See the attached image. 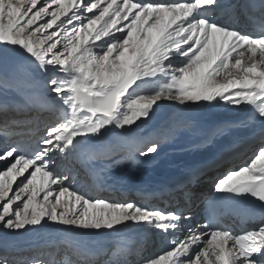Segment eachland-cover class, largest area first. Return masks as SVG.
I'll list each match as a JSON object with an SVG mask.
<instances>
[{
	"label": "snow or ice",
	"instance_id": "snow-or-ice-1",
	"mask_svg": "<svg viewBox=\"0 0 264 264\" xmlns=\"http://www.w3.org/2000/svg\"><path fill=\"white\" fill-rule=\"evenodd\" d=\"M238 7L231 0H0V57L32 67L40 102L54 117L30 145L0 146V227L52 225L71 245L75 233L132 225L161 238L142 264H264V218L236 234L212 219L194 223L190 210L94 198L56 164L96 155L110 132L119 151L108 147L104 155L148 159L160 140L130 133L162 102L182 109L224 104L245 110V144L253 147L243 164L215 179L217 198L250 197L264 209V0L244 6L259 13V32L237 25ZM20 123L5 120L0 131L9 138ZM225 156L221 150L205 166ZM0 264L25 262L5 253ZM31 264L56 262L33 257Z\"/></svg>",
	"mask_w": 264,
	"mask_h": 264
},
{
	"label": "bare ground",
	"instance_id": "bare-ground-1",
	"mask_svg": "<svg viewBox=\"0 0 264 264\" xmlns=\"http://www.w3.org/2000/svg\"><path fill=\"white\" fill-rule=\"evenodd\" d=\"M231 2L239 6L236 11V14L241 19L242 23H239L237 25L244 31L259 32L261 23L259 13H255L254 16L245 15L240 11V3L238 2V0H231ZM1 59L3 60V64L0 66V98L10 100L11 94H5V92L10 91L12 93H15L19 97L25 98L26 100L31 98L38 101H35V105L32 106L30 110L25 111H6L0 108V127L3 126L5 120H8L9 122H11L12 120L23 122L17 126H13L10 128V133H15V135L12 134L9 139H14V142H18L20 139L16 138H19L20 136L17 135V132L21 131V133L25 134H22L23 136L21 137L19 143L27 146L31 143L28 142L27 139H25L24 135L33 136L35 140V138L41 134L40 128H42V126H44L54 117L53 114L48 110V108L46 109L42 107L44 105L41 104L39 99V97L43 95L42 89L40 88V77L33 71L32 67L26 62L16 57H8L7 59L0 57V60ZM28 78L34 79L35 84L29 83L27 80ZM15 88H18L19 90H16ZM173 108H178L179 110H181L184 113H182L183 118L186 120L184 122L188 123L194 120L197 121L199 118H202L207 115L205 107H193L190 109H182L176 106L175 104L166 101L162 102L160 104V107L156 108L155 110H163L165 111V116H168V111L172 110ZM40 111L43 116L39 115ZM176 111L180 112L178 110ZM33 116H35V118ZM213 116L215 117L214 119L204 120L205 122H211L208 130L204 129L205 131H203V129L201 128L204 123L203 121H200L199 123L197 122V124L195 125L196 129L188 128L186 130V133L182 135L181 140L177 142V144L167 148L165 151L158 152V154L152 155L148 159H142L137 157L136 160H131L126 157H120L118 159L114 157L115 159L113 160L106 158V155H104V153L106 152V149L108 147H113L116 149V151H119L118 147L116 146V136L111 132L107 133L105 135L104 140L101 143L95 145V152L97 153L96 155H93L91 153H84L78 154L77 157L71 159L68 158L66 160L72 162L74 161V166L76 167V164L78 162H82L85 165H88V168L83 170V172L80 171L81 174L76 180L74 187L81 192L87 193L89 187L91 186L90 182L92 178L91 176L86 175L87 173L93 174L96 172L98 173V180L102 179L101 176H105L106 178H110L113 176L119 177L120 181L122 182L121 185L125 183L124 188L130 186L131 188H138L143 189L145 191H150L153 189H159L160 187H164L166 184H169L178 179L180 176H182L185 169L187 167H190L191 164H197L206 155L212 154L215 148H218L219 146L224 145L227 142L239 139V133H241L242 131H247L248 126L241 123L247 119L246 112L244 109H235L231 106H228L225 109L222 107H218L216 113L213 114ZM22 118L25 119L22 120ZM218 128H223L225 129V131L221 135L210 136V134L214 133L215 130ZM130 135L145 139L153 138L159 140L163 137L162 134H156L154 135V137H151L146 133L145 129L144 131H141L135 126L131 129ZM245 140L246 139L244 138L240 142H245ZM239 143L236 145L234 144V147L227 150L226 154L228 156V160H223L219 164H214L212 166L204 168L198 178L190 180L186 184V187L179 192L180 197L189 198V200H191L190 205H188L187 207H180L177 199V195L179 194L178 193L173 201H169L172 195L169 198H162L163 201L160 202V206L173 208L177 211H184L185 209V212H187L188 210H190L193 215V222L202 223L197 221L200 203L204 198V194L202 193L201 196V192L203 190H206L208 185L211 183L212 179H214L215 175L218 174L217 172H222L226 168H234L236 167L237 163H243L252 151L253 146L251 144H246V149H237L242 145H239ZM238 151H243V154L237 156L236 154L238 153ZM66 161H63L61 167H59V170H61L60 168L66 170L67 166L70 163ZM74 169L75 168L70 171L71 174H73ZM193 180H198V182L190 183ZM82 181H84L85 186H83V189H79V184ZM95 191L96 189H93L94 194L102 195L100 196L101 199L118 202L131 200L136 203L145 204L149 207H155L154 202L136 199L131 194L123 195L116 193L113 195H105L104 193H96ZM197 198L200 200L199 204L197 203L198 201H196ZM166 204H168V206ZM46 229L49 230L47 231L49 237L41 241H37L32 245H28L29 249H33L34 256L37 255L39 252L41 253L42 250H46V248H49L50 245H54L53 250L61 258L63 257L65 264H85V259L84 262H82L80 261V258H77L78 256L74 254L69 255L66 251L65 239L68 234L65 235V231L62 228H53L52 225H46L44 228L39 229V231L33 230V232L29 233L27 236L28 238H34V236H37L40 233L43 234ZM151 232L154 231L150 230L149 228L141 229L129 225V227L127 228H120L119 231H109L99 234L95 232L75 233L73 234L72 244L79 245L80 247L85 248L87 250H95L104 246H111L112 254H118L119 250L122 248L123 245H136L138 247V255L134 253L133 256L127 260L126 263L136 264V260H142V254H140L141 252H144V250H149L147 254H150V252L152 254L161 247V238L159 233L157 232H154L156 234L155 240H157V242H155L153 245L143 244V238H145L146 235H149ZM233 232L236 234L238 233L237 230H234ZM125 238H127L132 243H126ZM60 245H63L62 248L60 247L61 249H63L62 256L60 254V248H58V246ZM11 246L12 245L8 243H0V250H6L7 248L8 252L6 253L9 255V251L15 248ZM53 250L52 247H50L49 251ZM13 254L11 255L12 257L17 256ZM118 259H122V257H119ZM109 261L104 260V258H101L98 261L88 262L89 264H116V259L112 258ZM140 262L138 264H142V261Z\"/></svg>",
	"mask_w": 264,
	"mask_h": 264
},
{
	"label": "rangeland",
	"instance_id": "rangeland-1",
	"mask_svg": "<svg viewBox=\"0 0 264 264\" xmlns=\"http://www.w3.org/2000/svg\"><path fill=\"white\" fill-rule=\"evenodd\" d=\"M17 62H18V60H17ZM2 64H3V60L1 59L0 60V66ZM27 80H28L29 83L35 84L34 79L28 78ZM15 89L16 90H19L18 88H15ZM5 94H11V96L12 95L13 96L16 95L15 93H12L10 91L5 92ZM218 107H222V108L225 109L228 106H226L224 104H220V105H217L214 108L205 107L206 108V114L207 115H205L202 118H199L197 121L194 120V121H191L189 123L188 122H184V121H186L183 118V114L184 113L181 110H179L178 108H175V109L178 110V111H180V112H177L173 108L172 110L168 111V116L167 115L165 116V111H163V110H155L154 111V114L151 116V118L148 119V120H146L142 125H140V127H138V129L141 130V131H144V129H145L146 130V133L149 136H151V137H154V135H156V134L157 135L162 134L163 137L160 138L161 148H160V151H159V152H162V151H165L167 148H169V147L174 146L175 144H177V142H179L181 140L182 135H184L186 133V130L188 128H195L196 129V126L195 125L197 124V122L198 123L200 121L205 122L204 121L205 119H209V120L214 119L215 117L213 116V114L216 113ZM45 114H48V113H45ZM207 123H209V125H210L211 122H207ZM201 128H202V126H201ZM203 131H205V130L203 129ZM20 132H17V133H20ZM244 132H246V136H248V131H244ZM41 134H42V129H41ZM0 136H1L0 137V146H2L5 142H7V143L14 142V139H12V140L9 139L12 136V134L10 133V131H9V138H6L2 131H0ZM244 137H241V138L239 137V139H235L234 141L227 142L224 145H221L218 148H215L213 151H215L216 149L219 150V148H222V146L225 148L229 144H233V146H235L236 144H238V142H240L242 139H244ZM150 139H153V138H150ZM250 155H251V153L247 156V159H248V157ZM106 158L113 159L114 160L115 158L116 159L120 158V156H117L115 158L114 157H111V156H106ZM240 164H243V163H239V164L237 163L236 166H238ZM192 165H194V164H191L190 166H192ZM0 167H3V165L0 164ZM61 171H64L66 174H67V172L69 173V170L68 171L67 170H61ZM217 173L218 174H216L215 177L216 176L218 177L219 175H221L223 173V171L222 172H217ZM215 177H214V179H212L211 183L208 185V187L206 188V190H203L201 192V196H202V193L204 195L208 194V192H209L208 191L209 186H211V184H212V187H213L214 181L217 178V177L216 178ZM78 178L79 177H76L75 180H77ZM195 182H198V180H193L190 183H195ZM213 189H214V187H213ZM177 197H178L177 199H178L179 206L180 207H184L185 206V202H184V206H183L182 205V200L184 201L186 198L185 197H180V193L177 195ZM197 200H198V198H197ZM157 206L160 207V205H156V207ZM54 227L55 226H53V228ZM47 231H49V230L46 229V231L43 232V234L40 233L37 236H34V238L33 237L32 238L31 237L28 238L27 235L29 233H32L33 232L32 229L19 230V231H10V230H5L2 227H0V243H3V244L8 243V244L12 245L11 247H13V248L15 247L14 249H11L9 251L10 254L8 256L11 258L12 257L11 255L14 253L13 255H17V256H14V257L17 258L18 260L24 261L25 264H31L33 257L42 258V259H45L46 261H48V260H54L56 262V264H65V261H64L63 257L61 258L53 250L54 249V245H50L49 248H46V250H42L41 253L39 252L35 256L33 255V249H29L28 248V245H32L33 243H36L37 241H41V240L46 239L47 237H49V234H47L48 233ZM22 234H26V235H22ZM66 234L67 233H65V235ZM125 242L126 243H132L127 238H125ZM50 247H52V250L53 251H49L50 250ZM62 247H63V245H62ZM6 252H8L7 248H6V250H0V255H4ZM60 254L62 256L63 249L60 250ZM145 256L146 255L143 254V255H141V258L143 259ZM140 261H142V260L141 259L136 260V264H138Z\"/></svg>",
	"mask_w": 264,
	"mask_h": 264
},
{
	"label": "water",
	"instance_id": "water-1",
	"mask_svg": "<svg viewBox=\"0 0 264 264\" xmlns=\"http://www.w3.org/2000/svg\"><path fill=\"white\" fill-rule=\"evenodd\" d=\"M208 127H209L208 124H205V125H204V128H205V129H208Z\"/></svg>",
	"mask_w": 264,
	"mask_h": 264
}]
</instances>
